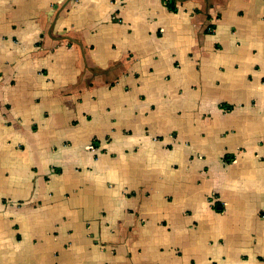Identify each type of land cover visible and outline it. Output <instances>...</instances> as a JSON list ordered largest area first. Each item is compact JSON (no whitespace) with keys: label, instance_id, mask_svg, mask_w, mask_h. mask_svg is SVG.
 Returning <instances> with one entry per match:
<instances>
[{"label":"crops","instance_id":"1","mask_svg":"<svg viewBox=\"0 0 264 264\" xmlns=\"http://www.w3.org/2000/svg\"><path fill=\"white\" fill-rule=\"evenodd\" d=\"M0 264H264V0H0Z\"/></svg>","mask_w":264,"mask_h":264}]
</instances>
